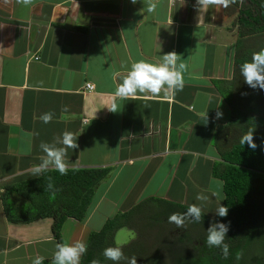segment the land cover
Segmentation results:
<instances>
[{
    "label": "crops",
    "instance_id": "1",
    "mask_svg": "<svg viewBox=\"0 0 264 264\" xmlns=\"http://www.w3.org/2000/svg\"><path fill=\"white\" fill-rule=\"evenodd\" d=\"M153 3L148 12V0H0V190L37 178L40 144L62 147L65 131L79 145L67 150L69 168H110L83 219L62 222V243H85L106 219L152 198L195 203L214 216L223 198L222 181L211 173L219 159L214 131L230 120L232 106L264 114L246 109L249 90L235 84L243 77L238 58L248 51L235 11L200 10L197 0ZM173 51L186 65L182 91L114 96L132 63L159 64ZM113 102L116 112L108 109ZM47 112L54 117L45 124ZM51 222L10 223L0 202V264L51 258ZM122 242L115 231L113 243Z\"/></svg>",
    "mask_w": 264,
    "mask_h": 264
},
{
    "label": "trees",
    "instance_id": "2",
    "mask_svg": "<svg viewBox=\"0 0 264 264\" xmlns=\"http://www.w3.org/2000/svg\"><path fill=\"white\" fill-rule=\"evenodd\" d=\"M239 23L244 28L249 25V32L260 29L254 24L242 21ZM251 53L247 52L244 57L238 58L240 68L243 63L251 61ZM227 102L230 103L229 99ZM249 129H254V143L257 145L255 150L247 144L239 143L241 136ZM213 144L219 159L213 162L211 173L222 181L221 206L228 208V215L220 217L216 213L214 216H207L203 213L200 224L207 227L206 230L212 223H223L229 228L225 241L229 244L227 259L223 257L220 248L209 247L206 240L201 241V238L197 244L189 241L186 245L188 252L182 250L173 258H168L163 246L159 248L155 240L164 232L162 224L155 225L153 228L156 229L148 232L150 235L146 237H152V242L147 240V244L137 248H132L131 242L130 245H115L113 234L119 227L127 225L124 219L130 211L128 210L116 213L106 219L100 229L89 232L85 241L88 251L81 257V264H91L93 259H98L100 264H114L103 256V251L117 246L123 249L125 256H136L137 264H264L262 257L256 256L250 247L251 244L264 246V114L253 115L232 106L230 120L216 127ZM109 171V167L69 168L66 175H61L50 168L35 179L5 186L0 190L4 216L10 223H28L41 217H50L52 235L56 243H62V222L67 217L77 221L83 219L96 185ZM49 183L53 185L52 190H49ZM151 200L160 201L153 198ZM159 204V213L166 220L171 214L184 213L188 208L187 205L173 202L160 201ZM188 220L192 224L190 226H193L191 218ZM237 253H242L239 260L236 258ZM49 260H53V256L44 259L43 264H48ZM119 264H127V261L122 260Z\"/></svg>",
    "mask_w": 264,
    "mask_h": 264
},
{
    "label": "clouds",
    "instance_id": "3",
    "mask_svg": "<svg viewBox=\"0 0 264 264\" xmlns=\"http://www.w3.org/2000/svg\"><path fill=\"white\" fill-rule=\"evenodd\" d=\"M135 3V0H132ZM238 0H197L200 10H206L209 6L223 7L225 9L234 5ZM245 0H239V4L243 6ZM17 3L28 6L34 3V0H17ZM156 4L153 0H148V12H153ZM201 21V17H200ZM180 56L176 52H170L162 57V63L155 64L145 60L132 63L127 75L123 77L122 83L118 85L114 92V96L120 99L135 98L137 94H150L152 96H160L163 93L165 96L171 91L173 94L182 91L184 88V72L186 65L178 63ZM241 74L245 83L253 88L264 90V49L253 53L251 61L245 62L241 66ZM120 76L119 72L113 73V79ZM111 112H116L118 105L113 102L108 108ZM67 111V108H65ZM223 113L218 112L217 118H221ZM54 113L47 112L40 116L43 123L47 124L53 120ZM77 138L72 132L65 131L61 136L62 147H55L48 143L40 144L41 150L45 153L44 158L38 165L33 166L32 174L40 175L54 168L61 175H66L70 167V162L66 159L67 150L78 149L79 145L76 142ZM239 143L247 144L251 149L255 150L257 145L254 143V129H249L244 133ZM49 190L53 189V185L49 183ZM53 198L55 192H52ZM197 200H207L208 197L197 194ZM202 208L195 203L188 206L184 213L175 212L168 217V222L175 224L177 228L186 227V221L191 218L192 223H199L202 219ZM217 215L226 217L228 208L219 205L217 207ZM229 228L223 223H212V226L207 230V245L209 247L220 248L225 259L229 256V244L226 243V236ZM56 251L53 255L52 264H81V257L87 253L88 247L81 241H76L74 244L57 243ZM103 256L119 264L125 260L127 264H137L135 256L127 257L121 247H108L104 249ZM236 258H242V253H237ZM44 257L38 256L33 260V264H43ZM91 264H100L98 259H93Z\"/></svg>",
    "mask_w": 264,
    "mask_h": 264
},
{
    "label": "rangeland",
    "instance_id": "4",
    "mask_svg": "<svg viewBox=\"0 0 264 264\" xmlns=\"http://www.w3.org/2000/svg\"><path fill=\"white\" fill-rule=\"evenodd\" d=\"M239 45H241V42H239L237 46H239ZM237 52H238V55H240V47H237ZM239 68H237L236 71H238ZM238 88H239V86H238ZM257 103H258L257 100H255L254 102L253 101H247L248 107L249 106L250 107L249 108L246 107V109L252 113H255V114L263 113L264 109L255 110V104H257ZM105 177H107V175ZM160 211H161V205L157 201H154V200L142 202L141 204H139L134 209H132V210L130 209V211L125 216L126 218L124 219V222L127 223V225L125 224V226H123V227H128L133 232L136 231L137 233H139L138 237L136 239L132 240L133 236L126 234V232L124 230H122L118 233V236L121 237V239H123V242H122V244H117V245L118 246L119 245L124 246V245H127L131 242L130 243V244H132L131 247L133 246L132 248H137L138 246H143V245L147 244V242H146L147 240L152 242V237L149 238L146 236L150 235L149 233H150L151 229L152 230L156 229V228H153V227H155V225L162 224V228L164 229V232H161V236L159 238H155V240L158 243L157 245L159 248H160V246L161 247L163 246L162 249L168 253V258H173L174 255H177L180 251H182V248L179 247L178 245H176V243L172 242V239L170 238L171 234L169 233V232H173V230L176 226L173 223H169L168 220H166L164 218V216L161 213H159ZM124 212H126V211H124ZM124 212H120V213H124ZM188 221L189 220L186 221L187 226L184 228H181V230H183V232H184L183 235H184L185 239H187V244L189 243L190 239L192 241L195 240L197 242L200 241V238H201V241H204V239L206 240L207 239V230H206L207 227H204L203 225H201L200 222L194 223L193 226H190L192 224H190ZM120 228H122V227H119L115 231L119 230ZM178 229L180 230V228H178ZM155 234H157V233H155ZM165 237H166V239L170 238V241L167 242L165 240ZM202 238H203V240H202ZM160 239H161V241H160ZM130 240H132V241H130ZM160 242H161V244H160ZM250 247L252 248L251 251L252 252L254 251V254H256V256L262 257V259L264 260V246L263 245L255 244L253 246L251 244ZM152 251H154V250H152ZM153 253H152V255H153Z\"/></svg>",
    "mask_w": 264,
    "mask_h": 264
},
{
    "label": "flooded vegetation",
    "instance_id": "5",
    "mask_svg": "<svg viewBox=\"0 0 264 264\" xmlns=\"http://www.w3.org/2000/svg\"><path fill=\"white\" fill-rule=\"evenodd\" d=\"M230 7L235 11L234 12L235 21L238 22L242 21L244 23L254 24L255 26H258V28H260L258 31L249 32V27H248L249 25H245L244 46L248 48L247 52L251 53L252 51L251 53L252 56L253 53L258 52L261 49H264V0H245L243 6L239 4V0H238L236 4L231 5ZM242 84L244 85V87H246L249 90L248 91L250 97L249 101L254 102L255 100H257L258 103L255 104V110L264 109V90H260L259 88L252 89L245 83L243 77L241 78V80H236L237 88ZM169 233L171 234L170 238L172 239V242L176 243V245L181 247L183 251L185 250L188 252V249H186V245H188L187 239H185L183 235L184 234L183 230H181V228L179 230L177 227H175L173 232H169ZM138 234L139 233L134 231V237L132 238V240L136 239L138 237ZM170 238L166 239L165 237V240L169 242ZM192 243L197 244L200 242L193 240Z\"/></svg>",
    "mask_w": 264,
    "mask_h": 264
},
{
    "label": "water",
    "instance_id": "6",
    "mask_svg": "<svg viewBox=\"0 0 264 264\" xmlns=\"http://www.w3.org/2000/svg\"><path fill=\"white\" fill-rule=\"evenodd\" d=\"M123 229L121 228V229H119V230H117L116 231V233H119L120 231H122ZM128 230V229H127ZM124 230L125 232H126V234H129L130 236H133V234H134V232L132 231V230ZM114 237H116L115 235H114Z\"/></svg>",
    "mask_w": 264,
    "mask_h": 264
},
{
    "label": "built area",
    "instance_id": "7",
    "mask_svg": "<svg viewBox=\"0 0 264 264\" xmlns=\"http://www.w3.org/2000/svg\"><path fill=\"white\" fill-rule=\"evenodd\" d=\"M85 87L88 88V89H91V88H92V85L89 84V83H86V84H85Z\"/></svg>",
    "mask_w": 264,
    "mask_h": 264
}]
</instances>
